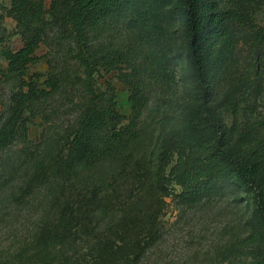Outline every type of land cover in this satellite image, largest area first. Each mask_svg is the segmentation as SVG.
I'll return each mask as SVG.
<instances>
[{"label": "trees", "instance_id": "1", "mask_svg": "<svg viewBox=\"0 0 264 264\" xmlns=\"http://www.w3.org/2000/svg\"><path fill=\"white\" fill-rule=\"evenodd\" d=\"M148 1H10L23 44L1 51L7 61L2 74L15 82L16 90L0 121V221L8 217L18 224L14 256L18 264H71L65 255L69 246H77L82 238L92 242L91 226L116 209L140 216L145 193L150 198L158 193L177 197L192 205L214 196L225 184L246 191L252 205L251 230L228 249V256H246L250 264H264V140L246 135L231 141L212 102L219 71L233 44L227 25L234 13L219 11L213 0H176L182 36L197 75L195 97L180 124L159 143L149 165L134 150L143 142V115L154 91L170 87L174 80L166 56L151 49L158 30L149 20L138 14L127 51L118 55L130 69L122 74L131 107L126 125H121L114 87L109 82L106 88L97 85V70L103 67L109 72L117 62L104 52L105 45L102 50L95 45L107 20L125 6L138 10ZM49 32L63 42L69 59L75 60V70L72 75L49 70L41 81V74L28 75L27 70ZM254 39L264 44V27L255 30ZM54 94L69 96L72 103L76 98L75 119L63 131L48 124L51 114L39 103ZM36 107L45 127L39 142L30 146L27 112ZM52 113L57 116V111ZM120 174L143 186V191L119 192L115 180ZM149 234L134 241L133 250L143 253L153 246L156 235ZM114 238L93 244L100 246L104 258H119L120 240ZM133 250L125 255H134L131 263L140 255Z\"/></svg>", "mask_w": 264, "mask_h": 264}, {"label": "rangeland", "instance_id": "2", "mask_svg": "<svg viewBox=\"0 0 264 264\" xmlns=\"http://www.w3.org/2000/svg\"><path fill=\"white\" fill-rule=\"evenodd\" d=\"M10 1L0 0V121L5 117L9 97L16 90L15 82L2 74L7 61L2 49L16 50L23 39L10 13ZM219 11L230 10L235 17L228 23L232 36L224 67L219 71L212 102L219 111L231 141L253 135L264 140V44L254 39L255 30L264 27V0H213ZM45 7H48V1ZM136 10L131 5L123 7L107 20L102 38L95 42L98 49L113 57L116 68L97 70V85L106 88L107 83L115 89L116 109L122 117L121 125H126L131 113L129 86L122 80L123 73L130 71L128 63L120 53H126L131 34V26L139 15L143 21L149 20L158 30L151 49L164 54L170 66L173 81L170 87L156 89L149 106L143 115L145 132L143 142L136 146L135 156H142L148 165L154 159L157 146L165 135L185 117L195 97L197 75L191 64L189 48L182 34L183 20L176 0H149ZM138 18V17H137ZM53 32L35 50L36 59L29 64L27 74L39 73L40 80L45 79L49 70H66L72 75L75 60L69 59L61 41L56 40ZM67 43H69L67 41ZM69 96L54 94L44 103L48 124L63 131L73 124L77 107L70 102ZM57 111V116L53 115ZM29 145L33 146L42 138L45 127L44 118L36 108L27 112ZM17 145L15 148L19 147ZM139 151V154H138ZM134 152V151H133ZM115 182L119 192L137 193L143 186H137L130 180L118 175ZM140 187V188H139ZM179 193V187L174 186ZM134 192V193H136ZM147 197L139 208L141 215L131 217L128 210L116 209L105 218L93 224L92 242L79 239L77 246L66 249L67 262L71 264H250L246 256H228L230 249L251 230L250 217L252 205L248 193L232 184H225L214 196L196 204H186L177 197H164L159 193ZM151 199V200H150ZM160 199L163 202H159ZM10 212V211H9ZM8 213V211H7ZM111 216V217H110ZM18 224L6 217L0 221V264H18L16 250L18 246ZM155 233L156 241L147 250L137 252L131 247L134 241L149 238ZM117 233L116 238L115 234ZM115 237V238H114ZM104 241L119 239V258H104L94 247L97 239ZM140 253L130 262L131 251ZM122 256V257H120ZM128 257V258H127ZM125 258L128 261H125ZM120 260V261H119Z\"/></svg>", "mask_w": 264, "mask_h": 264}]
</instances>
